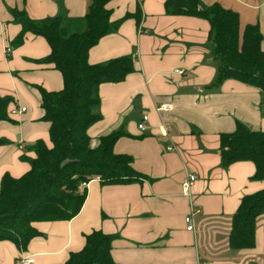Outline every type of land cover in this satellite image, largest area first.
Returning <instances> with one entry per match:
<instances>
[{
	"label": "crops",
	"instance_id": "crops-1",
	"mask_svg": "<svg viewBox=\"0 0 264 264\" xmlns=\"http://www.w3.org/2000/svg\"><path fill=\"white\" fill-rule=\"evenodd\" d=\"M165 0H110V20L139 9L140 21L123 19L88 50V62L116 56H134L133 71L124 80L99 86L101 118L87 129L95 142L121 129L126 134L113 145L115 153L132 157V167L149 179L125 184H100L93 178L80 187L85 199L69 220L34 222L39 235L24 249L0 241V264H16L19 256L32 264H63L84 244V234L99 229L116 235L111 255L118 264H264V215L257 219L255 247L232 249L227 235L230 218L244 195L264 188L252 179V161L220 165V133L234 130L239 120L252 130L264 131V93L235 79L208 87L216 64L206 47L208 23L196 17L167 14ZM220 3L239 16L240 28L258 23L264 50V0H202ZM90 0H0V97L10 96L11 121H0V178L18 177L29 169L19 155L34 153L26 144L41 139L50 147L49 123L42 119L39 93L62 87V76L51 64L37 62L49 53L46 40L26 33L23 42L11 41L20 30L10 9H24L31 18L66 14L82 16ZM11 46L6 54L5 49ZM180 70L181 72H176ZM163 103L167 110H157ZM25 111L9 115L11 108ZM148 115L146 128L137 124ZM166 128V130H165ZM193 130V131H192ZM172 145L173 150H166ZM195 175L189 195L182 181ZM195 213L194 230L184 217Z\"/></svg>",
	"mask_w": 264,
	"mask_h": 264
},
{
	"label": "trees",
	"instance_id": "trees-1",
	"mask_svg": "<svg viewBox=\"0 0 264 264\" xmlns=\"http://www.w3.org/2000/svg\"><path fill=\"white\" fill-rule=\"evenodd\" d=\"M109 1L90 0L86 12L77 17L60 14L35 19L24 9H10L12 21L20 25L11 45L19 46L26 33L42 36L50 50L36 61L51 64L62 76L59 90L34 86L39 93L42 119L49 123L51 146L41 139L26 144L34 156L22 153L19 158L29 164V169L18 177L5 172L0 178V241H10L19 249L40 234L34 222L69 220L80 211L85 199V189H80L83 182L93 177L102 185L149 179L134 170L129 154L113 151L116 139L126 134L123 130H114L95 142L87 134L88 127L101 118L100 84L120 82L133 71L131 54L88 62L89 48L102 36L114 32L123 19L134 17L139 24L138 8L111 21ZM164 9L167 14L196 17L208 23L205 45L216 64L208 87L235 79L264 93V50L258 23L240 28L238 14L218 2L165 0ZM11 100L10 96L0 97V121H11L7 112ZM218 137L221 166L249 160L255 166L251 178L264 180V131L252 130L235 120L234 130ZM8 142L0 137V145ZM261 215L264 188L241 198L230 218L228 246L237 250L254 248ZM115 236L99 229L84 234L82 248L70 252L63 264H118L111 255Z\"/></svg>",
	"mask_w": 264,
	"mask_h": 264
},
{
	"label": "built area",
	"instance_id": "built-area-1",
	"mask_svg": "<svg viewBox=\"0 0 264 264\" xmlns=\"http://www.w3.org/2000/svg\"><path fill=\"white\" fill-rule=\"evenodd\" d=\"M11 46H7L6 49H5V52L6 54L9 53V51L11 50ZM176 72H181L180 70H175ZM171 107V104L169 103H163L161 105H159L158 107H156L157 110H167ZM25 111V107H20V108H11L9 110V115H14L18 112H23ZM148 120V115L143 113L141 115V118L137 124V128L138 130L140 131H144L145 128H146V122ZM166 130V128H165ZM174 147L172 145H169V146H166V150H173ZM93 178H97V177H93ZM196 179V176L195 175H187L184 180L182 181V185H181V190H182V193L185 194V195H189V190H190V187L192 185V183L194 182V180ZM86 185V182H83L81 184V187ZM197 213L195 212L194 210H191L185 217H184V220H185V224H186V230L188 231H192L194 230V220H193V217H194V214ZM34 262V258L33 257H30V256H19L17 259H16V264H32ZM202 264H206V263H202Z\"/></svg>",
	"mask_w": 264,
	"mask_h": 264
}]
</instances>
